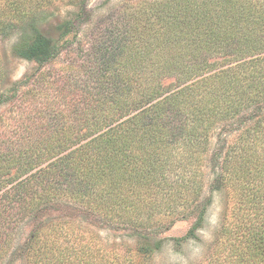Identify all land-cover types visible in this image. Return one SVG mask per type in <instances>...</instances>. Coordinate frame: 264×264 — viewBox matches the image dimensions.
<instances>
[{
  "label": "trees",
  "instance_id": "1",
  "mask_svg": "<svg viewBox=\"0 0 264 264\" xmlns=\"http://www.w3.org/2000/svg\"><path fill=\"white\" fill-rule=\"evenodd\" d=\"M54 1L0 0V37L30 26L13 46L15 56L45 64L62 51V39L76 33L87 0H71L77 17L56 26L60 39L37 23L40 8ZM129 15L137 19L133 31L123 22L94 48L90 98L82 91L67 111L37 108L36 117L5 120L0 260L13 253L25 223H41L27 246L38 244L36 252L49 244L47 230L66 229L71 222L41 218L63 198L133 230L137 241L158 233L164 215L192 207L197 219L184 239L195 235L207 211L195 200L196 152L217 123L263 110L264 0H143ZM8 100L0 92V104ZM247 132L264 136V119ZM239 138L220 173V187L235 196L231 224L218 236L221 262L213 264H264V160H255L244 134ZM154 246H134L140 256L122 261L99 247L48 250L56 264H144Z\"/></svg>",
  "mask_w": 264,
  "mask_h": 264
},
{
  "label": "rangeland",
  "instance_id": "2",
  "mask_svg": "<svg viewBox=\"0 0 264 264\" xmlns=\"http://www.w3.org/2000/svg\"><path fill=\"white\" fill-rule=\"evenodd\" d=\"M142 1L87 0V11L76 21V33L62 39L66 40L62 51L52 61L42 65L17 57L13 53V46L30 31L29 25L17 28L8 36L0 37V92L11 98L8 102L0 104V133L7 130L6 121L36 117L37 108L44 111H67L72 107L69 102L78 99L80 92L85 91V96L90 98L94 48L102 47L101 43L111 40V36L117 34V29L124 28L123 22L133 31L132 28L138 25L137 19L132 20V15H125L139 7ZM78 7L71 0H55L51 6L40 8L37 16L38 26L55 39H60L56 26L65 19L77 17L74 12ZM11 87H15V90L6 92ZM257 119H264V108L250 116L217 123L211 130L209 141L204 144L203 150L196 152L193 162L198 172L195 179L200 188L195 200L201 202V205L207 204V211L195 235L184 239L197 219L192 207L181 214L164 215L158 222V233H150L153 238L148 234L141 235L140 241H137L138 234L133 230L106 222L93 211L94 209H87L63 198L54 206H48V214L41 218H53L65 226L66 222H71L68 227L58 231L47 230L51 240L45 248L41 247L36 252L38 244L27 246L32 228L41 223H25L15 237L13 253L0 260V264H56L58 262L53 260L48 249L52 248L53 252L63 250L67 254V246L76 249L86 246L99 247L101 253H108V257L109 254L114 258L116 256L122 261L129 256H140L135 247L149 244L155 245V249L151 254L145 255L146 257H140H144V264H213L216 260L220 263L218 236L232 219L231 195L235 196L234 192L229 193L227 188L220 187V173L223 172L222 166L226 164L224 159L232 146L240 143L239 137L243 134L256 152L255 160L257 157L261 161L264 160V136H252V133L247 132V129L255 125ZM158 239L162 242H158L157 248L155 241ZM42 252L44 253L41 254ZM72 258L73 255L68 259ZM61 264H65V259Z\"/></svg>",
  "mask_w": 264,
  "mask_h": 264
}]
</instances>
